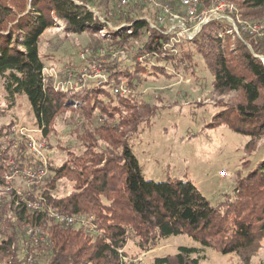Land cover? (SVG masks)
I'll list each match as a JSON object with an SVG mask.
<instances>
[{"label": "trees", "instance_id": "16d2710c", "mask_svg": "<svg viewBox=\"0 0 264 264\" xmlns=\"http://www.w3.org/2000/svg\"><path fill=\"white\" fill-rule=\"evenodd\" d=\"M235 1L242 19L255 15L251 9L264 18V0ZM162 4L181 10L179 0H163ZM210 4L211 0H204L205 6ZM147 17L154 19L155 12L141 2H132L118 11L111 0H0V78L8 111L14 109L17 97L24 96L35 126L43 130L46 141L50 140L54 120L70 107L69 101H77L82 116L90 118L88 106L83 103L89 98H85V92L64 94L46 82L41 40L47 30L63 26L72 34L101 30L110 37L109 47L115 50L129 51L126 45L130 44L135 52L137 44L136 56L152 55L154 66L148 62L140 66L137 59L132 68L128 66L118 74L127 78L131 87L138 74L143 76L152 69L154 75L167 76L170 66H191L200 55L213 77L215 90L242 94L241 102L221 105L224 115H229L226 125L251 140L264 137V44L247 33H242L244 41L233 38L226 33L227 23L211 21L193 41L178 45L181 54L176 56L165 49L168 35L151 28ZM231 39L228 50L224 43L230 44ZM114 103L108 106L111 111L118 109ZM120 104L125 105L122 101ZM141 117L127 119L129 131ZM16 125L14 121L0 125V146L7 144L10 151ZM103 129L97 133L100 137L106 133L102 138L110 141L112 149L98 145L91 130L80 137L85 150L77 155L69 153V160L58 167L51 163L52 174L34 187L46 199L47 207L68 215L92 216L94 232L59 224L48 211L31 212L22 202H16L14 192L2 195L0 264H123L130 240L150 251L160 240L183 235L200 248L181 246L175 254L156 258L153 264H205V248L236 255L243 264H249L264 247V158L236 187L232 199L212 205L192 181L145 179L127 132L113 138L117 130ZM10 151L0 154V192L9 161L17 160L27 148L21 145L16 155ZM64 180L71 188L66 195L56 196ZM30 228L40 230L36 240L27 235ZM30 256L33 262L28 261Z\"/></svg>", "mask_w": 264, "mask_h": 264}, {"label": "rangeland", "instance_id": "374dc122", "mask_svg": "<svg viewBox=\"0 0 264 264\" xmlns=\"http://www.w3.org/2000/svg\"><path fill=\"white\" fill-rule=\"evenodd\" d=\"M230 1L236 6L235 0ZM212 4L213 0L204 7L209 8ZM172 11L175 13L176 10ZM252 12L255 14L252 18L242 19L236 6V21L250 23L252 29L257 26L254 39L264 44V18L257 10L251 9ZM153 29H160L162 34L167 30L160 26ZM168 37L165 49L179 56L181 50L174 35L168 34ZM221 37L225 38L222 34ZM109 38L101 30L94 34H72L63 26L47 30L42 37L40 54L45 62L46 82L64 94L85 92V98L89 97L83 103L88 106L90 118H84L77 101L71 100L70 107L54 120L48 141L52 149V166L67 162L69 153L77 155L85 150L80 137L91 130L98 145L112 149L110 141L102 138L106 133L102 137L97 133L102 128H111L109 132L117 130L113 138L127 132L145 179L192 181L212 205L227 203L249 171L264 158V137L251 140L226 125L229 115H224L225 109L221 105L241 102L242 94L215 90L213 77L200 55H196L197 63L192 62L191 66L188 63L179 69L170 66L167 76L154 75L152 69L142 73L143 76L138 74L131 87L127 78L119 76L121 71L128 66L132 68L137 59L140 66L146 62L154 66L156 60L150 54L136 56L139 47L136 42L133 43L136 44L135 52L130 44L126 45L129 51L115 50L109 47ZM233 40L230 44L224 43L228 50ZM103 102L106 104L102 105ZM113 102L119 105L115 111L108 107ZM7 106L0 78V125L14 121L28 131L36 128L31 106L24 96L17 97L13 110L8 111ZM138 115L142 119L129 131V121ZM70 188L64 180L59 183L55 195L64 196ZM181 246L200 248L189 236L183 235L160 240L150 251L138 248L130 240L125 250L130 264H153L156 258L175 254ZM203 250L205 264H243L236 255H223L210 248ZM249 264H264V247Z\"/></svg>", "mask_w": 264, "mask_h": 264}, {"label": "built area", "instance_id": "2783aa9c", "mask_svg": "<svg viewBox=\"0 0 264 264\" xmlns=\"http://www.w3.org/2000/svg\"><path fill=\"white\" fill-rule=\"evenodd\" d=\"M162 1L111 0L118 11L126 9L132 2H141L148 5L155 12L154 20L146 18L151 27H165L167 29L165 34H173V39L178 45L193 41L203 26L211 21L227 23L229 26L226 28V33L235 35L242 41V33L251 36H256L258 33L257 26L252 29L250 23H244L239 19L236 21L238 18L235 14L236 6L230 0H213V4L209 8L204 7V0H179L181 10H176L175 13H173L170 4L163 5ZM95 14L101 21H105L100 13L95 12ZM180 14H183V17H180ZM12 133L14 137L12 150L10 151L7 144H1L0 154L9 150L11 154L16 155L21 145H25L27 151L19 156L17 160L10 158V167L5 176V186L0 192V197L14 192L17 198L16 202H22L27 210L31 212L48 211L59 224L85 228L89 232H94L95 225L92 216L68 215L57 212L51 206L47 207L44 196L34 189V187L43 184L51 174L52 149L49 142L43 139V130L36 127L28 131L25 126L17 125L12 129ZM222 175H225V173L223 172ZM39 232L40 230L36 228H30L27 235L36 240ZM28 261L33 262L32 256L28 258ZM122 262L123 264H130L127 257H123Z\"/></svg>", "mask_w": 264, "mask_h": 264}, {"label": "water", "instance_id": "95a60500", "mask_svg": "<svg viewBox=\"0 0 264 264\" xmlns=\"http://www.w3.org/2000/svg\"><path fill=\"white\" fill-rule=\"evenodd\" d=\"M264 60V59H263Z\"/></svg>", "mask_w": 264, "mask_h": 264}]
</instances>
